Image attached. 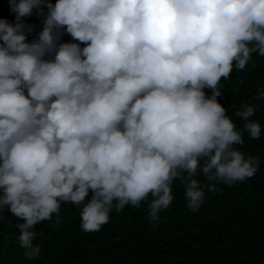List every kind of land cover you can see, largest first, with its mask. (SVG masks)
Returning <instances> with one entry per match:
<instances>
[{"label": "clouds", "instance_id": "9594fccd", "mask_svg": "<svg viewBox=\"0 0 264 264\" xmlns=\"http://www.w3.org/2000/svg\"><path fill=\"white\" fill-rule=\"evenodd\" d=\"M9 4L16 22L0 19V214L18 221L26 259L42 251L36 226L60 223L64 203L80 210L84 232H98L113 210L143 202L158 221L176 180L197 212L219 184L256 175L260 158L239 146L261 138L259 105L229 115L235 105L220 102V84L264 57V0ZM34 9L44 26L28 42L22 18ZM65 32L76 42H60Z\"/></svg>", "mask_w": 264, "mask_h": 264}, {"label": "trees", "instance_id": "16d2710c", "mask_svg": "<svg viewBox=\"0 0 264 264\" xmlns=\"http://www.w3.org/2000/svg\"><path fill=\"white\" fill-rule=\"evenodd\" d=\"M0 19L16 22L9 0H0ZM43 20L35 9L22 18L32 26L28 42L38 38ZM60 42L76 41L65 32ZM220 87L224 95L220 102L225 107L235 105L228 108L229 115L242 104L259 105L252 119L262 126L261 138L249 140L245 135L244 145L239 146L260 158L256 175L232 185L219 184L216 192L206 193L197 212L186 207L183 185L176 180L175 199L158 221L148 220L147 202H143L138 208L129 205L120 212L113 210L98 232H84L80 210L64 203L60 223L53 216L36 226L34 243L42 251L31 260L25 258L18 242V221L5 211L0 214V264H264V98L258 97L264 92V57L253 54L246 68L234 70L229 79L221 80ZM234 119L239 125L238 118Z\"/></svg>", "mask_w": 264, "mask_h": 264}]
</instances>
